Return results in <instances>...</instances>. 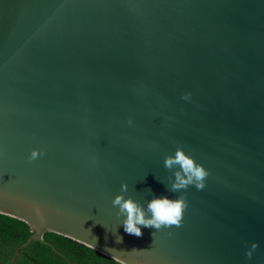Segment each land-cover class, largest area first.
Listing matches in <instances>:
<instances>
[{"label":"water","instance_id":"water-1","mask_svg":"<svg viewBox=\"0 0 264 264\" xmlns=\"http://www.w3.org/2000/svg\"><path fill=\"white\" fill-rule=\"evenodd\" d=\"M178 144L206 187L128 234L112 200L181 195ZM0 213L32 232L9 264L47 231L121 264H264V0H0Z\"/></svg>","mask_w":264,"mask_h":264},{"label":"clouds","instance_id":"clouds-1","mask_svg":"<svg viewBox=\"0 0 264 264\" xmlns=\"http://www.w3.org/2000/svg\"><path fill=\"white\" fill-rule=\"evenodd\" d=\"M182 99L190 101L191 93H185ZM132 123L133 121L129 119L128 124L131 125ZM43 154L40 149H33L28 161H35ZM164 167L172 174L169 177V190L174 193H182L177 198L170 199L167 196L153 197L147 202V207L145 208L131 196L126 198L125 194L129 190V185L124 182L121 185L120 194L116 195L112 200L113 208H118L116 215L118 217H126L123 219V226L128 234L140 237L143 235L142 227L161 230L172 226H180L184 212L188 207L187 196L184 193L190 186H194L198 191L203 190L206 187L207 177L210 175L204 165L198 163L179 144L174 154L165 156ZM154 234L155 232H153V236ZM258 247V243L253 242L251 244V247L246 251L248 259L253 257Z\"/></svg>","mask_w":264,"mask_h":264},{"label":"trees","instance_id":"trees-1","mask_svg":"<svg viewBox=\"0 0 264 264\" xmlns=\"http://www.w3.org/2000/svg\"><path fill=\"white\" fill-rule=\"evenodd\" d=\"M32 234L27 223L0 213V264H9L16 247ZM50 244V245H49ZM14 264H121L75 240L45 232L43 241L32 240L20 249Z\"/></svg>","mask_w":264,"mask_h":264}]
</instances>
